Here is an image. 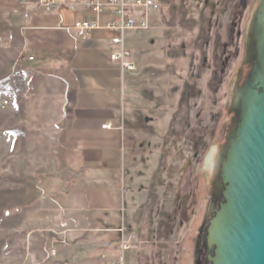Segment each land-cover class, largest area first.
I'll use <instances>...</instances> for the list:
<instances>
[{"label":"rangeland","instance_id":"374dc122","mask_svg":"<svg viewBox=\"0 0 264 264\" xmlns=\"http://www.w3.org/2000/svg\"><path fill=\"white\" fill-rule=\"evenodd\" d=\"M258 4L259 0H168V22L161 30L170 34L163 44L178 51L177 70L165 71L164 65L155 64L160 70H146L134 86L136 98L126 101V117L140 129H127L128 140L120 132L113 143L122 148L118 171L127 190L126 212H119L116 223L123 225L126 218L128 224L130 216L138 215L130 205L129 189L145 185L149 172L164 177L171 169L162 189L172 198L164 202L156 234H147L159 240L158 249L170 264H210L205 236L220 202L213 164L216 154L228 146L236 122L235 91L252 69L249 36ZM24 7L19 0H0V264H47L41 256L53 252L51 233L35 219L41 214H33V208L40 173L48 166L57 138L58 120L53 117L59 104L41 97L42 72L35 69L41 56L29 59L33 54L26 50ZM39 8L40 16H49ZM142 34H126L134 54ZM23 53L29 56L21 59ZM143 143L154 152L153 161L139 156L134 165L130 153ZM140 171L145 176L137 177L136 184ZM137 233H125L123 244L132 249L140 241ZM116 257L119 264L123 256Z\"/></svg>","mask_w":264,"mask_h":264},{"label":"crops","instance_id":"0c3cea01","mask_svg":"<svg viewBox=\"0 0 264 264\" xmlns=\"http://www.w3.org/2000/svg\"><path fill=\"white\" fill-rule=\"evenodd\" d=\"M22 1L26 50L33 55L23 53L21 59L41 56V64L35 67L42 72L41 97L59 104L53 117L58 120L57 138L49 152L48 166L40 173L39 194L33 208V214H41L35 219L41 220L42 227L51 233L53 252L43 254L42 262L117 264L116 256L121 253V264H170L168 256H163L158 249L159 240L149 239L147 234L155 235L161 226L164 202L172 198L171 193L169 197L164 196L162 183L172 171H166L164 177L149 172L145 185L129 189L130 205L138 215L130 216L128 224L125 218L124 224L118 225L116 216L126 212L127 190L126 179L119 173L122 148L113 144L120 132L125 137L127 129H140L127 119L126 101L136 98L134 86L142 82L146 70H160L155 66L160 63L165 71L177 70L178 51L163 44L170 34L161 30V24L168 22L164 11L168 0H156L147 30L130 31L143 33L135 47L137 54L127 45L125 35V47L135 67L134 72L126 73L111 59L116 51L112 44L114 33L99 29L85 38L77 35L74 28L77 21H93L97 17L84 11L66 10L44 12L49 16L42 17L40 0H19V5ZM108 20L107 13L99 18L102 25ZM158 79L156 82L161 81V75ZM106 124L112 126L111 130L103 129ZM125 152L126 148L124 164ZM153 154L143 143L140 148L135 146L129 157L135 165L139 156L145 162L152 160ZM140 172L130 181L137 184V177L145 176ZM125 233L127 237L136 233L141 236L126 251L122 249L124 239L121 238ZM125 254L129 255L128 261Z\"/></svg>","mask_w":264,"mask_h":264},{"label":"water","instance_id":"95a60500","mask_svg":"<svg viewBox=\"0 0 264 264\" xmlns=\"http://www.w3.org/2000/svg\"><path fill=\"white\" fill-rule=\"evenodd\" d=\"M264 1L249 36L251 72L235 91L236 122L218 160V209L205 242L210 264H264Z\"/></svg>","mask_w":264,"mask_h":264},{"label":"built area","instance_id":"2783aa9c","mask_svg":"<svg viewBox=\"0 0 264 264\" xmlns=\"http://www.w3.org/2000/svg\"><path fill=\"white\" fill-rule=\"evenodd\" d=\"M24 1L21 2V5ZM39 7L46 12L66 10L68 12L84 11L94 15L96 20L82 19L75 23L74 28L81 38L87 37L92 31L106 29L114 33L112 44L116 51L112 54L113 62L119 63L123 73L134 72V64L130 61L131 53L125 47V35L134 30H147L149 20L156 7V0H40ZM107 13L109 20L105 25L99 21L100 16ZM106 124L103 129L111 130ZM124 251L130 247L122 245Z\"/></svg>","mask_w":264,"mask_h":264},{"label":"bare ground","instance_id":"6f19581e","mask_svg":"<svg viewBox=\"0 0 264 264\" xmlns=\"http://www.w3.org/2000/svg\"><path fill=\"white\" fill-rule=\"evenodd\" d=\"M262 1H264V0H262ZM263 7H264V2L262 3L261 9ZM209 161H210V156L208 158V163H209ZM218 169H219V167H218V160L216 159V162L213 164V170H216V175L218 174Z\"/></svg>","mask_w":264,"mask_h":264},{"label":"clouds","instance_id":"9594fccd","mask_svg":"<svg viewBox=\"0 0 264 264\" xmlns=\"http://www.w3.org/2000/svg\"><path fill=\"white\" fill-rule=\"evenodd\" d=\"M207 162V160H206V158H205V161H204V163H206Z\"/></svg>","mask_w":264,"mask_h":264}]
</instances>
